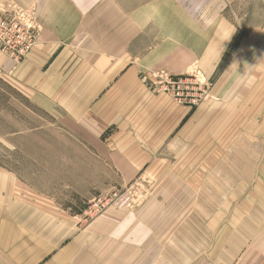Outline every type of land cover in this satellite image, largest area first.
Segmentation results:
<instances>
[{
    "label": "crops",
    "instance_id": "crops-1",
    "mask_svg": "<svg viewBox=\"0 0 264 264\" xmlns=\"http://www.w3.org/2000/svg\"><path fill=\"white\" fill-rule=\"evenodd\" d=\"M30 4L37 41L20 63L0 52V72L44 111L61 112L118 187L142 180L152 193L143 204L123 195L100 216L73 217L0 168V264H196L201 240L215 258L210 217L212 232L200 239L202 162L214 163L204 170L213 178L204 203L222 207L234 229L223 254L263 243L264 0L22 6ZM190 70L212 81L196 107L151 83ZM186 207L192 211L178 222Z\"/></svg>",
    "mask_w": 264,
    "mask_h": 264
},
{
    "label": "rangeland",
    "instance_id": "rangeland-1",
    "mask_svg": "<svg viewBox=\"0 0 264 264\" xmlns=\"http://www.w3.org/2000/svg\"><path fill=\"white\" fill-rule=\"evenodd\" d=\"M23 1L0 0V16L6 18L7 22L17 18L16 22L25 25L29 19L32 24L33 20L36 23L37 6L30 4L24 8ZM20 10L29 12L30 18L28 14L19 13ZM190 71L189 74L175 76L172 79L157 77L151 83L177 92L176 86L173 89L171 82L182 78L183 83L185 80L187 83H194L192 80L196 75L198 78L195 82L200 84L201 89L198 93L209 92L212 81L204 77L201 72L193 75L194 71ZM189 93L191 94L190 90ZM185 94L186 92L184 97H187ZM184 102L196 107L202 100L193 105L188 101ZM64 119V115L59 111L47 112L41 109L29 95L0 72V168L12 173L29 194L73 217L100 216L123 195H129L130 202L137 204H143L147 202V199L149 200L152 190L149 191L144 187L146 182L142 180L138 183L136 180L132 184H137V187L124 189L118 187L119 182L114 171L99 159L95 150L73 128L69 127ZM207 163L210 168L214 167L212 162L200 163L201 173L197 178L201 190L198 208L201 220L200 239H204V233L208 232V227L210 231L212 230V225L208 226L204 223V219L210 217L215 223L216 242L212 249L215 250L216 257L209 256L210 241L201 240L199 257H194L197 260L196 264H228V261L231 264H264V242H250L249 249L246 247L248 250L242 251L239 255L233 251L231 256L223 254L225 243H228L226 239L229 236V230L234 229L229 222L224 223L225 214L222 207H209L204 203L203 199H207V194H204L202 190L206 189L208 181L213 179L204 175V170L209 169ZM215 167L218 170L216 164ZM181 182L190 184L191 180L182 178L179 184ZM114 194L117 196L113 197ZM216 195L219 196H216V201L222 204L221 193ZM111 198L113 200L106 205L105 209L97 215L93 214L95 205L99 201L105 202ZM191 211L192 208L186 207L178 222L183 221L187 213ZM184 227V231L186 229L188 232L192 231V228ZM174 230L175 228L172 231ZM184 244L188 245L186 241Z\"/></svg>",
    "mask_w": 264,
    "mask_h": 264
},
{
    "label": "built area",
    "instance_id": "built-area-1",
    "mask_svg": "<svg viewBox=\"0 0 264 264\" xmlns=\"http://www.w3.org/2000/svg\"><path fill=\"white\" fill-rule=\"evenodd\" d=\"M19 13L28 14V17L30 18L29 12H24L23 10H20ZM1 15V14H0ZM18 21L17 18L15 20H12L10 22H7L6 18H3L0 16V51L4 55L11 58L14 62L20 63L23 61L33 46L35 45L39 30L36 27V23L33 20V24L30 22L29 19L26 22V25L23 23L16 22ZM35 25V26H34ZM196 73H193V75ZM166 78V77H161ZM169 78V77H168ZM197 76L194 75V78L192 81L194 83H187L186 80L184 83L181 79H177L176 82H171L173 89H177V92H174L172 90L166 89V87H161L164 90H167L170 92L174 98L179 102L188 101L189 103L196 104L200 100L204 101L209 97V92H202L198 93L201 89L199 87V83L195 82L197 80ZM172 79V77H170ZM189 90L191 94L189 93ZM186 92V96L184 97V93ZM186 98V99H185ZM117 194H114L113 197H116ZM113 198H111L109 201H99L95 205V210L93 214H99L103 209H105L106 205L112 201Z\"/></svg>",
    "mask_w": 264,
    "mask_h": 264
}]
</instances>
